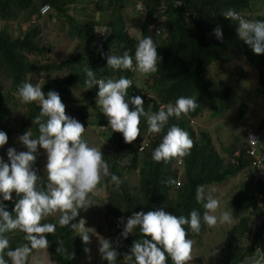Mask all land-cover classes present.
<instances>
[{
  "label": "trees",
  "instance_id": "trees-1",
  "mask_svg": "<svg viewBox=\"0 0 264 264\" xmlns=\"http://www.w3.org/2000/svg\"><path fill=\"white\" fill-rule=\"evenodd\" d=\"M74 1L0 0L2 25L18 20L29 22L27 29L15 37L4 26L0 28V82L8 84L7 89L0 93V131L6 133L8 138L11 136L13 129L4 122L9 116L7 104H14L13 98H17L16 92L22 83L30 82L34 85L35 80L30 76L36 73L50 75L65 71L63 77L41 83L42 91L46 97L49 91H56L65 105L66 115L75 120L78 118V121L84 123L87 122L89 108L97 107L98 98V87L85 88V68L93 70L97 79H119L121 76L131 79L133 83L128 89L129 99L134 96L143 98L141 92H148L149 100L143 98V101L145 111L149 113L158 112L162 105L174 104L180 96H195L200 107L179 119L170 118L160 134H149L147 119L142 118L141 135L131 144L125 143L122 133L113 132L110 125L105 128L102 124L104 114L99 107L95 108L93 115H101L102 120L94 129L98 130L100 125L106 129L100 131V135L106 140V144L101 145L102 155L110 165L111 173L123 181L117 188L110 183L109 177L105 178L101 186L106 193L101 215L107 224V234L114 240L111 244L118 253L117 264H134V261H126L125 256L131 254L130 249L135 241L143 239L139 228L126 239L121 236L127 219L133 213L163 208L177 217H187L193 210L198 211L202 217L205 201L197 202L196 188L200 185L207 187L213 183L222 184L250 164L253 169L263 166L262 175L255 177L251 173L248 174L247 179L239 183L237 190L232 194L226 208L232 213L233 224L226 231L219 258L214 264H250L256 259L264 260V150L261 165L254 166L253 158L245 153L248 148L245 130L242 138H235V141L239 142L224 148L221 153L214 148L206 128H195L193 123L194 120L205 122V116L212 117L214 111L220 110L210 92L213 84L211 74L215 77L217 75V86L224 97L228 96L229 87L219 78L228 73L240 59L257 69L258 82L255 90L257 94L264 96V54H254L251 47L238 37L236 22L223 16L225 11L233 9L245 19L264 21V10L252 12L249 8L251 0H105V8L97 6V17L90 16L77 22L68 12V5ZM42 3L49 6L45 15L38 13V7ZM136 4L141 6V12L135 10ZM126 6L130 7L129 13ZM109 8L112 9L105 14V10ZM123 13H127V20L130 13L135 16L132 18L134 30L131 33L127 30V20ZM53 16L57 20H66L69 24L74 21L68 37L78 39L75 52L58 61L47 58L50 46L41 42L40 29L35 23L38 18L50 20ZM104 16L106 19L100 22ZM156 22L160 23L159 34L155 32ZM101 23L102 27H107L109 31L104 32L103 40H98L95 31ZM218 26L223 31L222 40L214 35V29ZM143 36L151 37L157 45L159 72L145 76L143 84L137 86L134 83L135 72L108 68L106 57L110 53L123 55L125 51L134 56L137 41ZM79 51L82 56H79ZM38 56L46 58L42 60L36 58ZM237 69L239 68L235 71ZM76 87L83 94L81 103L77 102L75 95L71 93V89ZM21 106L24 119L20 125L21 130L18 128L20 134L23 136L32 130L33 136H38V126L33 124V119L39 115L40 105L36 102H21ZM129 106L130 109L134 108L131 104ZM247 109L246 103L240 102L236 117L244 115ZM205 112L207 114L202 117ZM263 123L264 114L255 127L247 126L258 134L256 151L259 149L258 130ZM173 125L190 134L194 147L187 157L157 163L152 159V153ZM0 158L10 164L8 158L2 155ZM123 160L125 163H122ZM124 170L135 172L136 181L133 186L123 177ZM170 179L177 183H169ZM40 185L46 190V183ZM12 197L11 201L0 199V203L14 215L15 203L22 195L18 197L13 192ZM58 219L59 216H50L44 221L57 224L56 234H48L46 237L50 244L48 249L51 260L55 264H78L84 242L74 232L71 224L79 223L80 212L66 227L59 226ZM252 221L256 223L251 231ZM204 225L202 222L201 232ZM200 233L193 234L189 230V238L195 241L194 245L198 242ZM7 235L12 249L28 243L25 233L19 230ZM58 241L63 242L65 254L57 253V248L60 247ZM97 264L108 262L99 254ZM166 264H173L170 257L167 258Z\"/></svg>",
  "mask_w": 264,
  "mask_h": 264
},
{
  "label": "clouds",
  "instance_id": "clouds-1",
  "mask_svg": "<svg viewBox=\"0 0 264 264\" xmlns=\"http://www.w3.org/2000/svg\"><path fill=\"white\" fill-rule=\"evenodd\" d=\"M138 8L141 6L138 5ZM223 16L236 22L238 37L251 47L254 54H264V21L245 19L233 9L225 11ZM103 31L108 32L109 29L105 27ZM214 35L222 40V28H215ZM106 59L108 68L112 70H128L144 76L159 72L160 58L157 45L151 37L138 39L134 56L125 51L123 55L110 53ZM85 74V88L98 87L97 106L108 118L111 130L122 133L128 144L141 135L142 118L147 119L149 134H160L170 118L179 119L200 107L197 97L180 96L174 104L162 105L158 112L149 113L145 111L141 96L129 99L128 89L133 83L131 79L123 76L119 79H97L90 68H85ZM16 96L24 104L36 102L40 105L39 115L33 119L39 135L34 137L33 131L29 130L21 136L19 139L28 151L17 153L14 148H9L7 156L10 164L0 158V196L4 201H11L13 192L18 197L22 195L15 203L14 215L0 203V264H9V260L11 264H26L33 250L49 248L47 235L56 234L57 224L44 222L48 217L59 214V226L66 227L76 219L80 210H87L94 205L92 197L103 191L101 186L105 178L110 177V183L117 188L123 183L117 175L111 173L101 148L90 147L84 139V125L66 115L65 105L56 91H49L45 98L40 83L33 85L24 82L18 87ZM130 104L134 108L130 109ZM104 129L100 127L99 130ZM250 140L256 142L254 137ZM7 142V134L0 131V147ZM38 146L47 153L46 190L41 187L38 176L32 170ZM193 147L190 134L173 125L154 149L152 159L157 163H167L175 158L189 156ZM263 150L256 151V157L260 158L259 165L256 158L251 156L254 166L261 165ZM168 182L177 183L171 179ZM214 191L212 189L206 193L204 185L196 188L197 202L205 201L202 217L196 210L191 211L187 217H177L163 208L133 213L127 219L121 236L126 239L139 228L143 239L133 243L131 254L126 255L125 260L134 261V264H166L170 257L173 264H188L192 260L195 243L189 238V230L199 234L202 222L209 228H215L218 222L230 224L233 220L230 211L220 212L219 217L215 214L220 208V201L213 196ZM85 224L86 221L80 219L78 224H71V227L87 244L90 242L89 233L95 234V230L86 228ZM15 230L25 233L28 243L12 249L7 234ZM98 239L102 259L108 264H117L118 253L112 244L107 239ZM58 243L60 247L57 253L65 254L63 242ZM254 264H264V260L256 259Z\"/></svg>",
  "mask_w": 264,
  "mask_h": 264
},
{
  "label": "rangeland",
  "instance_id": "rangeland-1",
  "mask_svg": "<svg viewBox=\"0 0 264 264\" xmlns=\"http://www.w3.org/2000/svg\"><path fill=\"white\" fill-rule=\"evenodd\" d=\"M69 14L74 19V21L80 22L86 17H97L98 10L97 6H103L104 8L107 6L105 0H75L73 4L68 5ZM131 11L130 7L126 6ZM249 8L252 12H259L264 10V0H251L249 4ZM112 8L106 9L105 14H107ZM127 13H123V17L125 20ZM130 18V19H129ZM135 16L130 13L128 16V20L126 22L127 30L131 33L133 32V19ZM106 16L100 20V22H104ZM132 19V20H131ZM70 22V24L66 20H57L55 16L52 19L47 20L44 17L38 18L36 20L37 26L40 29V35L42 36L41 42L44 45L50 46V52L47 54V58L52 61L62 60L72 53L75 52V48L77 46L78 39L73 37L69 39L68 35H70V31L72 30L75 22ZM29 22L18 20L16 22H8L4 25L0 23V28L4 26L9 33L15 37L18 34H22L28 26ZM103 23H101L100 27H97L95 31L96 38L101 40V35H97L96 33L101 30ZM156 33L161 32L160 23L156 22ZM79 56L83 55L78 52ZM86 57V56H85ZM36 58H40L44 60L46 57L38 56ZM235 67V68H234ZM236 68H239L235 71ZM65 75V71L53 73L50 75H41L39 73L33 74L30 77L35 80L34 85L38 83H44L46 80H51L52 78H61ZM134 83L137 86H141L143 84V80L145 78L144 75L139 73H134ZM258 71L256 68L252 67L249 62H245L244 59H240L237 63L233 64V67L226 72L223 77L219 79L224 80V82L229 87V95L224 97L220 91V88L217 86L218 81L216 77L211 74V79L213 80V84L210 87V92L214 101L217 103L220 110L214 111L215 114L211 117L209 115L205 116L207 112L203 113L202 117L205 122H197L196 120L193 123L196 125L195 128H206L209 135L211 136V142L214 148L223 153L224 148H228L234 143L239 142L235 141V138L243 137L244 128L255 127L256 123L260 120V118L264 114V96L256 93V86L258 82ZM217 82V83H216ZM8 87V84L4 81L0 82V93H3ZM71 93L75 95L74 99L77 102L81 103L83 101V94L81 90L76 88L71 89ZM45 98L46 95H45ZM14 104H7L8 108V117L5 119V124L13 129L11 136L8 138V142L3 147H0L2 152L0 155L2 157L8 158L7 152L9 148H14L17 153L27 152V147L20 141V125L24 119L23 117V108L21 106V102L18 98L14 99ZM240 102L246 103L247 111L244 115L236 117V113L238 110V104ZM98 107V106H97ZM89 108V115L86 118V123L79 121L84 125L86 132L84 134V139L87 141L90 147H98L103 148L101 145L106 144V140L100 135V128L94 129L95 125L99 121H101V115L94 116L95 108ZM94 116V117H93ZM78 121V118L76 119ZM207 123V124H206ZM104 124L105 128L109 126V120L104 115ZM193 124V125H194ZM198 126V127H197ZM19 128V130H18ZM106 130V129H105ZM259 133V143L258 150L261 151L264 149V123L261 128L258 130ZM243 142V139H242ZM36 160L32 165V170L35 171L36 175L39 178V183H48L47 181V153L44 149L38 146L37 152L34 153ZM125 163V160L122 161ZM262 167L260 169H253L252 164L250 166L243 168L238 174L233 177H229L226 182L222 184L213 183L205 187L206 193L215 189L212 193L215 198L220 201V208L215 213L218 217L220 212L227 211V204L231 200L232 194L237 190L239 183L245 181L247 179L248 174H252L255 177L262 175ZM123 177L127 180L130 186H133L136 181V176L134 171H123ZM105 191L103 189L98 195L93 196V204L87 210H80V219H84L86 221L85 227L88 229H94L95 234L89 233L90 242L84 243V249L82 254L79 256L78 264H97V260L99 257V248L100 242L98 237L107 239L110 243H113L114 240L110 235L107 234V224L102 218V207L103 201L105 198ZM0 199H3L0 196ZM59 216V214L54 215V217ZM256 222L252 221L250 224L251 231L253 230V226ZM232 222L220 224L217 223L215 228H209L206 224L204 225L203 231L200 233L198 237V242L193 245L192 249V260L188 262V264H214L216 260L219 258V250L223 245L226 231L232 226ZM87 249V251H86ZM28 264H55L51 260V256L49 253V249L47 250H35L33 254L29 257Z\"/></svg>",
  "mask_w": 264,
  "mask_h": 264
},
{
  "label": "built area",
  "instance_id": "built-area-1",
  "mask_svg": "<svg viewBox=\"0 0 264 264\" xmlns=\"http://www.w3.org/2000/svg\"><path fill=\"white\" fill-rule=\"evenodd\" d=\"M138 5L139 4H136L135 5V10L137 11V12H141V8H138ZM48 10H49V6H48V4H46V3H42V4H40L39 5V7H38V13L40 14V15H45L47 12H48ZM105 27H102L101 28V30H98L99 32H97L96 34L97 35H101L102 37H101V40H103L104 39V31H103V29H104ZM156 31V30H155ZM157 32V31H156ZM141 95L143 96V98L145 99V100H149V98H150V96H149V93L148 92H146V91H143V92H141ZM100 127H103V125H100ZM245 136H246V142H247V145H248V148H247V150H246V152H247V154L248 155H250V156H252V157H255L256 158V162H257V164L259 165L260 164V158H257L256 157V150H255V146L257 145V142H258V134L253 130V129H251V128H247L246 130H245ZM255 138V140H256V142L254 143V142H252L250 139L251 138ZM250 264H254V262H252V263H250Z\"/></svg>",
  "mask_w": 264,
  "mask_h": 264
}]
</instances>
